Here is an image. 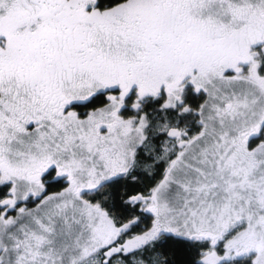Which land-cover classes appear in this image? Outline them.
<instances>
[{"label":"snow or ice","instance_id":"snow-or-ice-1","mask_svg":"<svg viewBox=\"0 0 264 264\" xmlns=\"http://www.w3.org/2000/svg\"><path fill=\"white\" fill-rule=\"evenodd\" d=\"M0 264H264V0H0Z\"/></svg>","mask_w":264,"mask_h":264}]
</instances>
